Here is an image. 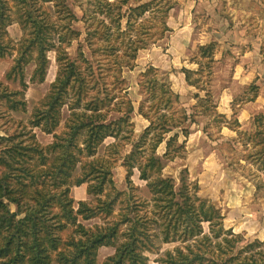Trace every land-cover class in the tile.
Instances as JSON below:
<instances>
[{
	"label": "trees",
	"instance_id": "1",
	"mask_svg": "<svg viewBox=\"0 0 264 264\" xmlns=\"http://www.w3.org/2000/svg\"><path fill=\"white\" fill-rule=\"evenodd\" d=\"M9 1L0 0V59L14 53L6 77L17 82L21 90L14 92L9 85L3 86L2 96L8 107L27 110L28 100L24 97L29 83L46 80L51 51L56 52L58 72L43 102L33 107L29 117L31 128L23 125L18 133L11 134L9 126L5 135L0 133V264H51L54 259L61 264H149V253L160 251L159 238L164 242H180L156 258L159 264H264V240L257 238L240 245L245 240L244 234L227 227L222 209L200 193L201 187L189 177L188 168L180 170L179 186L174 175L164 173V159H173L172 152L183 147L177 143L178 131L167 139L165 134L182 128L188 121L185 117L177 122L168 115L180 102V94L173 89L170 77L161 76L153 65L148 67L145 74L154 76L142 85H147L151 107L165 113H161L157 122L149 119L150 125L140 137L131 140L128 152L126 142L120 140L110 143L107 153L98 155L101 141L108 135L119 137L115 130H120L118 125L126 122L128 116L112 120L107 106L117 95H102L100 88L94 87L93 66L83 51L76 58L80 63L68 56L67 47L81 35L72 27L77 14L68 0H13V5ZM152 1L119 0L118 4L98 0L95 18L98 14L104 18H97L102 29L96 27L94 31L104 41L95 51L106 48L111 55L109 63L118 71L133 65L131 59L137 58L140 49L163 38L170 30L165 25L159 39L153 38L154 32L149 37L140 33L129 36L132 16H143ZM113 5H118L117 13L111 8ZM174 6L168 3L165 17ZM123 8L127 9L125 13ZM124 17L128 18L126 29L122 26ZM15 21L25 33L18 43L8 38L9 26ZM114 21L116 28L112 25ZM30 63L34 68L29 73ZM18 93L23 98H18ZM129 102L126 114L134 110ZM66 106L70 113L65 119V129L58 132ZM114 106L118 108V104ZM139 110L150 118L143 104ZM34 127L53 134L54 139L42 144ZM183 131L187 133L185 136L189 135L188 130ZM240 133L245 146L256 147L249 154L263 164L264 131L259 124L255 131L244 129ZM163 142L166 151L161 154L158 148ZM117 164L126 169L128 187L124 191L116 184ZM136 166L141 177L148 180L152 194V201H142L146 205L142 213L136 200L133 203L129 200L138 190L131 179ZM84 183L92 198L80 201L76 209L71 187ZM124 200L129 211L115 214ZM11 204H16L17 209L13 210ZM80 216L107 221L86 227L79 221ZM70 224L77 225L80 237L64 239L63 232ZM102 246H114L116 251L100 262Z\"/></svg>",
	"mask_w": 264,
	"mask_h": 264
},
{
	"label": "rangeland",
	"instance_id": "2",
	"mask_svg": "<svg viewBox=\"0 0 264 264\" xmlns=\"http://www.w3.org/2000/svg\"><path fill=\"white\" fill-rule=\"evenodd\" d=\"M110 1H117L119 4V0ZM9 2L11 5L14 3L13 0ZM97 3L98 0H68V5L78 16L72 27L80 31L81 35L66 49L68 56L77 63L81 62L76 58L82 51L88 57L96 79L94 87L98 86L102 95H117L107 106L111 113L110 118L119 120L128 116L126 122L118 125L120 130H115L120 136L108 135L101 141L97 154L107 153V146L120 140L126 142L125 151L128 152L131 140L140 137L150 125L149 119L158 121L161 113L165 112L151 107L152 100L147 92V85L143 86L142 83L153 77L154 73L147 75L145 72L151 65L158 68L161 76L170 77L169 71H174L172 87L178 90L175 91L180 94V102L168 115L177 122L185 117L188 121L182 128H174L165 134L167 139L178 131L180 135L177 143L183 144V147L172 152L175 154L173 159H164V173L174 175L176 185L179 186L180 170L188 168L189 177L201 187L200 193L222 209L227 227L244 234L245 240L240 245L257 238L264 240V163L261 164L254 155L249 154L256 147L252 144L245 146L242 137H239L241 130L255 131L257 124L264 131V117H254L264 114V0H154L143 16H132L133 26L128 29L129 36L134 37L140 33L149 37L154 32L153 38L159 39L165 25L168 24L170 30L166 31L163 38L140 49L137 58L131 59L133 65L124 66L119 71L115 65L109 63L111 55L106 48L95 51L104 41L94 31L96 27L98 30L102 29L97 18H104L100 14L95 18ZM168 3L175 6L165 17L163 13ZM111 8L117 13L118 5ZM126 10L123 8V13ZM106 21L110 23L108 19ZM62 23L65 25L66 21ZM112 25L116 28L117 22L114 21ZM127 25L128 18L124 17L123 29ZM65 27L71 29L70 26ZM24 35L17 21L9 26L8 38L14 43H18ZM203 46L206 48L202 49ZM150 53L153 54V60L146 64L151 58ZM13 54L0 59L1 135H5V129L9 126L11 134L18 133L23 125L31 128L29 117L33 107L43 102L58 72L56 52L51 51L46 80L38 84L29 83L24 97L28 100L27 110H14L8 107L5 97L2 96L4 85H9L14 92L21 90L17 82H11L6 77L13 64ZM27 67L30 73L34 65L30 63ZM21 95L18 93L17 97L23 98ZM129 100L134 105V110L126 114L124 111L130 103ZM115 104H118L117 109ZM140 104L149 111L150 118L139 112ZM69 113L66 106L58 132L65 129V119ZM183 129L188 130L189 135L185 136L187 133ZM34 132L42 144H48L54 139L53 134L46 133L39 127H34ZM158 151L164 154L165 142L160 144ZM114 172L118 188L124 191L128 187L125 167L117 164ZM131 179L138 185V190L129 200L130 203L136 200L142 213L146 210L142 201H152L148 180L141 177V170L137 166L133 168ZM87 187L86 183L71 187L76 209L80 201H89L92 198ZM126 204L127 200L119 203L115 214L126 210L128 212ZM11 207L13 210L17 209L16 204H11ZM79 221L90 227L96 223L103 224L107 220L100 217L84 219L80 216ZM76 227V224H70L63 232L64 239L73 235L80 237ZM123 227L126 228L127 225ZM157 243L161 245L160 251L149 253V264H159L157 257L180 244L178 241L164 242L160 238ZM115 251L114 246H102L99 252L100 262ZM53 255L56 257V252ZM51 264L61 263L54 259Z\"/></svg>",
	"mask_w": 264,
	"mask_h": 264
},
{
	"label": "crops",
	"instance_id": "3",
	"mask_svg": "<svg viewBox=\"0 0 264 264\" xmlns=\"http://www.w3.org/2000/svg\"><path fill=\"white\" fill-rule=\"evenodd\" d=\"M175 44V46H176V43H174ZM186 44L187 43H185V45L184 46H186ZM171 48H172V46H171ZM175 48V47H174ZM169 50H170V48H168ZM185 51V50H184ZM186 52V51H185ZM151 54L152 53H150V55H149V57H151V58H149V60H147L146 61V64L150 61V60H153L152 59V56H151ZM173 55H175L174 53H172ZM153 55V54H152ZM163 55L166 57L167 55L165 54V53H163ZM140 56V55H139ZM155 56V55H154ZM169 57H171V55H168ZM139 61H140V58H139ZM164 73H166V71L164 72ZM173 74H175V72L174 71H169V75H170V79H173ZM175 90H177V89H175ZM178 91V90H177ZM229 93V91H227V93L226 94H228Z\"/></svg>",
	"mask_w": 264,
	"mask_h": 264
}]
</instances>
